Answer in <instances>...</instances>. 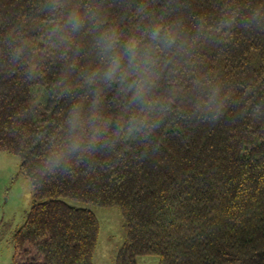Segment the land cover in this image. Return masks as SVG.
I'll list each match as a JSON object with an SVG mask.
<instances>
[{"label":"trees","instance_id":"obj_1","mask_svg":"<svg viewBox=\"0 0 264 264\" xmlns=\"http://www.w3.org/2000/svg\"><path fill=\"white\" fill-rule=\"evenodd\" d=\"M136 2L109 0L116 14ZM41 3L0 0V41L23 26L43 47ZM186 3L189 18L235 15L227 36L197 53L198 70L220 88L218 113L174 115L150 143L132 142L101 164L44 170L47 139L68 104L55 87L63 62L48 57L28 79L0 52V154L19 158L33 198L12 235L11 264H93L97 219L71 201L120 210L126 237L115 264L145 256L159 264H264V0ZM257 9L260 22H250Z\"/></svg>","mask_w":264,"mask_h":264},{"label":"clouds","instance_id":"obj_2","mask_svg":"<svg viewBox=\"0 0 264 264\" xmlns=\"http://www.w3.org/2000/svg\"><path fill=\"white\" fill-rule=\"evenodd\" d=\"M187 7L186 0H137L116 14L109 0H43V47L23 26L6 34L0 52L10 70L34 79L48 57L64 65L55 87L68 104L47 139L45 171L101 164L132 142L148 144L174 115L218 113L220 88L198 70L197 53L223 40L235 15L210 23L189 18ZM260 19L257 9L250 22Z\"/></svg>","mask_w":264,"mask_h":264},{"label":"rangeland","instance_id":"obj_3","mask_svg":"<svg viewBox=\"0 0 264 264\" xmlns=\"http://www.w3.org/2000/svg\"><path fill=\"white\" fill-rule=\"evenodd\" d=\"M20 160L10 153L0 154V264H11L12 235L21 227L33 204L32 187L19 170ZM89 209L98 222V237L93 252V264H115V258L125 241L126 227L117 207H98L70 202ZM136 264H159L154 256L138 257Z\"/></svg>","mask_w":264,"mask_h":264}]
</instances>
